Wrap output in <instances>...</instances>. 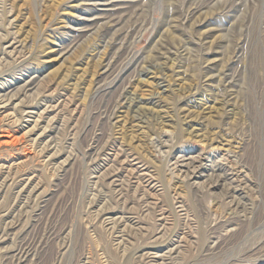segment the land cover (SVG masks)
<instances>
[{"label":"rangeland","instance_id":"374dc122","mask_svg":"<svg viewBox=\"0 0 264 264\" xmlns=\"http://www.w3.org/2000/svg\"><path fill=\"white\" fill-rule=\"evenodd\" d=\"M100 1L0 0V264H264V0Z\"/></svg>","mask_w":264,"mask_h":264},{"label":"bare ground","instance_id":"6f19581e","mask_svg":"<svg viewBox=\"0 0 264 264\" xmlns=\"http://www.w3.org/2000/svg\"><path fill=\"white\" fill-rule=\"evenodd\" d=\"M130 2L131 1H127V0H125V1L124 0H102V1H100V3L96 4V3L92 2L93 4L90 3L89 5L90 6H96V7L99 6V7H101L103 9V10H100L101 13H102L101 14V19L105 20L104 24L102 25V27H105L104 30L105 29H112L113 30V27H115L119 23V21H115L116 18L114 19L113 16L116 13L122 11L120 9H124L125 10L127 5L131 4ZM90 21H93V20H90ZM95 23H98V21H95ZM72 31L77 33L80 30L74 29ZM76 39H78V38H76ZM14 44L15 43L12 42L11 45L9 46V48H11L12 45H14ZM102 69H103L104 72H107L109 70L108 64L106 63L105 65H103ZM34 86H35V81L33 79H29L28 81L24 82L18 88L12 87L11 85L7 86V87H5V86L4 87H0V115H3V117H5L6 119L11 120V118H13L12 114L7 113L9 111V109L14 111V112L16 110L17 111L19 110L20 114L24 115V118H22V116H21V118H22L21 121L23 123V128L26 129V131H24L23 134H25V135H27L29 137L34 136L36 134L37 128H39L38 127V122H39L38 120H40L41 117H40L39 114H37V112L35 111V108H33V107L29 106V105H25V104H20V103L13 104V103L17 100L16 97H17V93H19V91L20 92L24 91V93L25 92L28 93V92H30L33 89ZM30 125H32V126L30 127ZM6 133H9V134L0 135V140H1L0 142L3 145H7V144L10 145L9 144L10 143L9 140L11 138L13 140L14 139L16 140V137H14L13 135H10L9 131L6 132ZM44 136L46 137L47 135L45 134ZM25 160H27V159H25ZM23 164H24V160L20 159V158L16 159V161L14 163H10V165H9V163H4L2 165L0 164V176H3V175L5 176V175L9 174L11 171H14V170L18 169ZM175 165L180 169V171L183 170L182 174H184L185 175L184 177H186L189 181L190 180H197L198 177H200L201 174L203 172H205V171L206 172L209 171L211 174L217 172V169H216L215 166L204 165L202 163V158L201 157H187V158H185L183 156H180L178 158V160L176 161ZM192 185L197 187V183L196 182H193ZM213 185H214V187L223 186L222 177L219 176L216 180H214L213 181ZM211 187H213V186H211ZM234 206H236V204ZM23 252H26V251L20 249V251L17 250L16 254L21 255Z\"/></svg>","mask_w":264,"mask_h":264}]
</instances>
